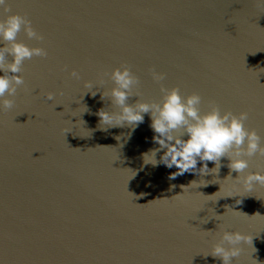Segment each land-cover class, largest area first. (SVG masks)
Returning <instances> with one entry per match:
<instances>
[{
  "label": "water",
  "instance_id": "obj_1",
  "mask_svg": "<svg viewBox=\"0 0 264 264\" xmlns=\"http://www.w3.org/2000/svg\"><path fill=\"white\" fill-rule=\"evenodd\" d=\"M9 3L11 11L0 9V19L26 15L44 39L22 28L17 41L44 47L48 55L24 61L15 104L0 111V262L222 264L209 252L230 230L249 237L232 264H264V186L247 191L227 156L218 173L208 161V173L170 179L175 167L144 161V153L159 147L151 139L150 113L134 131L127 123L104 130L96 114L119 110L101 95L115 86L111 73L127 66L139 77L133 91L140 93L129 103L162 101L161 85L178 86L185 97L201 95V114L213 104L222 113L247 111L245 126L264 145V4ZM153 70L165 73L164 80H154ZM89 82L100 89L95 96ZM255 171L264 172L259 152L242 175Z\"/></svg>",
  "mask_w": 264,
  "mask_h": 264
},
{
  "label": "clouds",
  "instance_id": "obj_2",
  "mask_svg": "<svg viewBox=\"0 0 264 264\" xmlns=\"http://www.w3.org/2000/svg\"><path fill=\"white\" fill-rule=\"evenodd\" d=\"M259 2L264 4V0ZM0 9L10 12L9 0H0ZM22 28L29 37L44 39L26 15L15 13L8 15L6 19H0V43L4 45L0 47V70L3 73L0 74V111H7L15 104L17 89L24 84V77L19 74L23 70L24 61L33 56L48 55L44 47H30L22 41H17V35ZM9 56L12 57L11 61L8 60ZM72 76L79 79L76 71L72 72ZM152 76L159 82L164 80L165 73L153 70ZM111 79L115 81V86L110 91H104L101 99L110 97L112 104L119 110L99 109L96 114L100 117V127L107 130L105 126L117 127L127 123L134 131L144 122L145 114L150 113V128L154 133L151 139L159 147L143 154L145 164L152 163L156 166L162 163L169 169L175 167L176 171L169 174L170 179H175L185 172H210L208 161L215 162V167L211 169L218 170L215 172L218 173L221 157L227 156L230 160L228 167L239 173L235 179L242 182L247 191H253L257 184L264 186V172L255 171L242 175L249 167V158L257 152L264 156L262 137L255 129L249 130L245 126L249 116L247 111L239 114L232 111L222 113L220 107L213 104L210 111L201 114V95L193 92L185 97L178 86L169 89L161 85V91L164 93L162 101L148 102L138 99L135 103H129V97L140 96L138 90L133 91L139 85V77L130 67L124 66L116 68L111 73ZM87 87L93 96L100 91L99 88L93 91L92 82H89ZM49 99H53L51 93ZM179 129H183V134H176ZM116 139L120 140L121 137L117 136ZM161 150L162 155L157 160L156 154ZM201 161L203 164L198 167ZM228 177L233 178L231 174ZM236 203H243V200L238 199ZM247 239L249 237L243 232L224 230L209 253L219 257L222 264H232L233 257L237 258L241 254V242Z\"/></svg>",
  "mask_w": 264,
  "mask_h": 264
}]
</instances>
